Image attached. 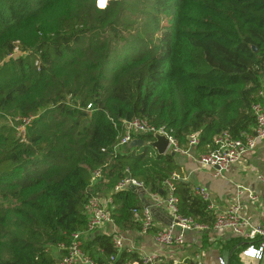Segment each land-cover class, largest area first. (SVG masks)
Masks as SVG:
<instances>
[{"label": "trees", "instance_id": "1", "mask_svg": "<svg viewBox=\"0 0 264 264\" xmlns=\"http://www.w3.org/2000/svg\"><path fill=\"white\" fill-rule=\"evenodd\" d=\"M96 4L0 0V264H59L61 245L87 229V205L107 192L114 225L140 231L134 210L148 193L167 198V181L178 214L212 230L214 212L184 180L178 154L159 155L152 134L116 148L124 123L165 127L185 151L197 134L199 155L225 133L251 134L252 107L264 106V0ZM127 175L144 190L114 192ZM90 236L81 247L89 264H145L113 236ZM232 236L230 264H240L249 242Z\"/></svg>", "mask_w": 264, "mask_h": 264}, {"label": "built area", "instance_id": "2", "mask_svg": "<svg viewBox=\"0 0 264 264\" xmlns=\"http://www.w3.org/2000/svg\"><path fill=\"white\" fill-rule=\"evenodd\" d=\"M20 53L16 49L15 53L11 54L8 59H14ZM91 108V105L88 109ZM256 124L251 134H243L239 138H235L229 134H223L215 141V149L209 153L200 154L197 158V163L201 168L214 169V177L222 176L223 172L230 169L241 161L245 154L252 151L257 141L264 139V106L261 103H256L252 107ZM33 118H23L21 120V126L19 131L23 134L26 132V127L30 124ZM125 134L121 138L118 147H123L130 144L133 141V134H152L153 136H162L169 140L167 153H173L178 155H191L194 152L195 146L199 143V137L197 134H193L189 137L190 149L182 150L177 141L170 136L165 127L155 128L151 126L145 120H134L131 122L124 123ZM95 176H99L96 173ZM165 185L170 190V194L167 198L163 199L156 193H148L149 204L140 213L134 210L136 218L142 220V233L147 234L149 229L153 226V209H163L170 215L169 223L160 230L155 236L154 241L157 245L164 248L180 247L185 244V237L188 233L194 231H204L208 227L197 224L191 218H185L178 214V200L173 195V187L170 182H166ZM129 187H133L139 191L144 190L143 184L132 179L127 175L118 185L115 187L114 192L125 191ZM195 193L202 197L207 202L208 208L214 212L215 224L213 230L216 232L230 233L236 237L245 238L249 242V246L246 248L254 247L257 250L262 251L264 255V223L260 225H254L248 216L244 214L243 198L247 197L252 202H256L258 199L255 195L249 192L243 187H238L236 192V200L234 204L229 206L223 211H217L215 204L211 197L210 191L200 186L195 189ZM112 204V198L110 196H102L101 198L92 199L87 205V212L89 216V222L87 229L84 232L74 233L70 237V244L66 247L61 245V248L67 249V255L61 260L59 264H89L90 261L83 256L81 247L82 241L85 237H89L97 230L103 228L106 225H114L112 219V213L109 209V205ZM113 243L115 247L122 251L123 240L117 236L116 233L113 235ZM245 250V251H246ZM243 257L250 258V256L244 255ZM145 264H153L157 258L155 256H146L142 258ZM262 259L256 260L257 264L262 263ZM193 264H201L195 262ZM220 264H225L224 261H220Z\"/></svg>", "mask_w": 264, "mask_h": 264}, {"label": "crops", "instance_id": "3", "mask_svg": "<svg viewBox=\"0 0 264 264\" xmlns=\"http://www.w3.org/2000/svg\"><path fill=\"white\" fill-rule=\"evenodd\" d=\"M200 155V154H199ZM197 153L179 155L177 163L182 167L184 180L195 187L204 186L211 194L217 211H223L236 200L238 187H243L258 199L252 202L247 197L243 198L244 214L254 225L264 223V139L257 141L255 148L249 151L239 163L223 172L222 176L214 177V169L201 168L197 163ZM111 192L104 196H110ZM146 195V194H145ZM147 206L149 198L146 195ZM153 226L150 233L142 231H121L115 225H106L97 230L99 235L116 233L123 240V248L130 253H137L140 258L155 256L157 263L179 264L189 260L190 264H230L232 252L228 249V242L232 239L230 233L212 230L194 231L185 237V244L180 247L164 248L157 245L154 236L170 221V215L165 210L153 209ZM91 237V236H89ZM123 249V250H124ZM246 250V249H245ZM243 250L242 253L245 251ZM239 256L240 264H257L249 258ZM264 263V258L262 260Z\"/></svg>", "mask_w": 264, "mask_h": 264}, {"label": "water", "instance_id": "4", "mask_svg": "<svg viewBox=\"0 0 264 264\" xmlns=\"http://www.w3.org/2000/svg\"><path fill=\"white\" fill-rule=\"evenodd\" d=\"M110 1H118V0H110ZM153 138H154L153 141L149 142L148 144L152 146L159 155H165L167 153L169 140L162 136H154ZM143 145H144L143 140L134 139L133 141L130 142L129 147L137 148V147H142Z\"/></svg>", "mask_w": 264, "mask_h": 264}, {"label": "clouds", "instance_id": "5", "mask_svg": "<svg viewBox=\"0 0 264 264\" xmlns=\"http://www.w3.org/2000/svg\"><path fill=\"white\" fill-rule=\"evenodd\" d=\"M108 4H109V0H97L96 6L100 10H104L108 7ZM244 255L250 256L251 260L253 261L264 258V255H262V251L257 250L254 247H250L249 249H247Z\"/></svg>", "mask_w": 264, "mask_h": 264}, {"label": "rangeland", "instance_id": "6", "mask_svg": "<svg viewBox=\"0 0 264 264\" xmlns=\"http://www.w3.org/2000/svg\"><path fill=\"white\" fill-rule=\"evenodd\" d=\"M97 1V0H96ZM110 2V1H109ZM176 161H179L180 160V156L179 155H176ZM109 194H110V192H109Z\"/></svg>", "mask_w": 264, "mask_h": 264}]
</instances>
